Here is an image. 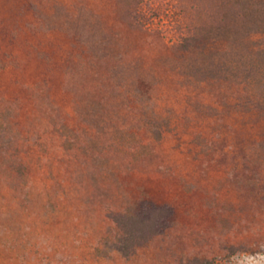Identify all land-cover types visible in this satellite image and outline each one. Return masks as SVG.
Listing matches in <instances>:
<instances>
[{
  "label": "rangeland",
  "instance_id": "1",
  "mask_svg": "<svg viewBox=\"0 0 264 264\" xmlns=\"http://www.w3.org/2000/svg\"><path fill=\"white\" fill-rule=\"evenodd\" d=\"M141 201L173 217L126 258ZM260 256L264 0H0V264Z\"/></svg>",
  "mask_w": 264,
  "mask_h": 264
},
{
  "label": "trees",
  "instance_id": "2",
  "mask_svg": "<svg viewBox=\"0 0 264 264\" xmlns=\"http://www.w3.org/2000/svg\"><path fill=\"white\" fill-rule=\"evenodd\" d=\"M184 50L190 51V43L185 39ZM173 210L169 206L150 201L138 202L125 213L112 217L121 231L116 249L128 258L137 246L151 237L163 233L171 224Z\"/></svg>",
  "mask_w": 264,
  "mask_h": 264
},
{
  "label": "clouds",
  "instance_id": "3",
  "mask_svg": "<svg viewBox=\"0 0 264 264\" xmlns=\"http://www.w3.org/2000/svg\"><path fill=\"white\" fill-rule=\"evenodd\" d=\"M259 255V254H258ZM251 259H255V257H251ZM260 260H264V256L259 257Z\"/></svg>",
  "mask_w": 264,
  "mask_h": 264
}]
</instances>
